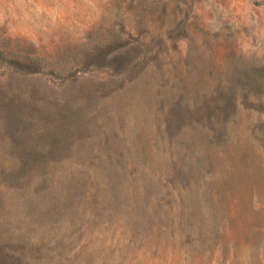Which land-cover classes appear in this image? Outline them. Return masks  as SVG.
<instances>
[{
	"label": "rangeland",
	"instance_id": "rangeland-1",
	"mask_svg": "<svg viewBox=\"0 0 264 264\" xmlns=\"http://www.w3.org/2000/svg\"><path fill=\"white\" fill-rule=\"evenodd\" d=\"M0 264H264V0H0Z\"/></svg>",
	"mask_w": 264,
	"mask_h": 264
}]
</instances>
